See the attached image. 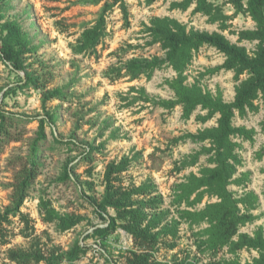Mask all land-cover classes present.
<instances>
[{
  "label": "rangeland",
  "instance_id": "rangeland-1",
  "mask_svg": "<svg viewBox=\"0 0 264 264\" xmlns=\"http://www.w3.org/2000/svg\"><path fill=\"white\" fill-rule=\"evenodd\" d=\"M173 1L177 0H157L152 5H146L144 0H127L130 6L129 26H126L121 10L114 7L108 13L107 32L97 52L77 54L72 45L82 31L99 17L103 1L99 4H80L77 0H2L7 4L6 19L20 22L29 36L32 50L26 57L27 71L33 73L37 80L35 85L23 86L16 93L0 96V110L9 116L5 124L7 133L0 136V211L10 204V184L14 180V173L26 160L37 138V117L45 113L42 107L43 89L60 87L66 96L47 103L48 110L55 114L56 123L46 127L47 139L40 146L43 166L22 208L35 220L37 233L42 235L43 240L47 239L44 231H48L55 244L68 248L75 239H81L90 227L104 224L105 220L80 194L84 191L101 197L105 188L107 164L135 153L138 156L124 173L125 183L140 184L148 178L154 179L164 195L165 207L171 208L176 216V207L171 205L175 183L192 171L199 172L201 167L209 163L207 154H203L196 166L178 171L180 161L200 150L204 144L191 139L175 143L173 139L187 132H197L216 125L218 116L201 123L196 120L200 112L198 110L187 120L182 118L181 106L165 110L152 101L148 102L144 94L131 90L132 87L145 88L151 97H172L174 92L166 84V79L176 74L171 67L164 66L156 70L149 79L142 76L134 80L129 77L112 80L106 77V72L113 65H119L120 61L125 62L133 57L164 55L159 44H149L151 38L146 30V25H150L151 19L156 16L175 17L186 23L188 28L223 32L232 42L245 46L250 52L256 49L257 42L238 41L236 32L254 29L256 23L248 15H234V7L228 0H212L221 5L225 13L233 15L229 20L230 27L226 30H221L218 23H210L202 13H193L195 5L183 11L172 8ZM224 60V54L216 48L202 46L187 69L188 83L199 80L214 93L220 88L225 100H234L239 82L235 80L233 71L223 69L214 74L202 75L208 68L221 65ZM20 74L25 76L24 71H20ZM17 81L19 76L0 57V89H9ZM257 103L260 105L257 112H249L244 117L237 114L234 119L235 125L255 128L257 131L253 141H242L239 151L244 160L239 171L251 172L245 190H255L261 200L254 211L260 215L259 219L241 228V231L249 233L260 225L264 227V157L258 159L256 156V152L264 145L261 127L264 104L262 100ZM53 133L65 140L74 139L78 145L57 143ZM88 145L94 147L92 156L82 159ZM76 157V176H73V180L63 181L61 174L65 164ZM87 182L93 183V190H90ZM230 189L237 195H241L244 190L237 185H230ZM41 195L51 199L59 211L87 215L91 223L83 222L69 231H57L54 224L44 223L41 219L38 210ZM110 213L114 215L115 211L111 209ZM10 228L13 233L10 243L0 244V264L7 260L8 248L29 245L28 239L20 234L23 224L17 217ZM194 229L183 222L177 247L169 249L165 244H160L155 251L157 259L173 262L189 257L199 261V264H214L234 257L227 248L217 254L200 252L196 244L198 228ZM85 243L90 249L84 257L73 263L62 264H125V257L134 248L132 236L123 229H118L108 237L106 247L110 262L103 256L105 249L101 248L99 239L91 237ZM237 256L244 263L252 261L258 252L243 249Z\"/></svg>",
  "mask_w": 264,
  "mask_h": 264
},
{
  "label": "trees",
  "instance_id": "trees-1",
  "mask_svg": "<svg viewBox=\"0 0 264 264\" xmlns=\"http://www.w3.org/2000/svg\"><path fill=\"white\" fill-rule=\"evenodd\" d=\"M99 17L94 24L87 26L77 41L72 45L74 53L95 54L107 32V16L114 7H118L123 15L126 26L130 25V6L127 0H77L80 4H99ZM146 5H152L157 0H144ZM234 7V15L245 14L256 23L254 29H242L238 41H256L257 47L250 52L245 46L232 42L223 32L205 31L188 28L186 23L171 16H156L146 25L151 40L149 44H159L164 55L152 57H133L119 65H113L106 72V77L114 80L124 77L138 79L146 76L152 78L155 71L164 66L171 67L175 76L166 79V84L174 92L170 98H155L149 96L145 88L132 87L146 96L148 102H154L165 110L182 107V118L189 120L196 111V120L206 123L218 116L217 124L204 127L197 132H187L173 139L177 143L191 139L203 143L200 150L184 157L177 167L183 171L196 166L203 154H207L208 165L201 167L199 172H190L173 187L171 205L176 207V216L171 208L165 207L164 195L154 179L148 178L140 184L124 181V173L138 156L124 155L120 160L107 164L104 173V192L101 197L80 194L94 208L99 217L108 222L105 227L97 228L87 234L83 242L80 238L68 247L55 244L48 231H44L47 239L43 240L37 233L35 220L22 210L29 192L40 175L43 162L41 159V142L47 139L46 127L56 123L55 114L50 112L47 103L52 99H64L66 92L60 87L44 88L42 107L45 110L39 115L37 138L32 143V150L26 160L14 173L11 202L0 211V244L7 245L13 236L11 224L18 218L23 224L20 234L27 238V247H10L6 253V261L2 264H62L73 263L84 257L90 247L86 239L95 237L104 248L103 256L111 261L107 250L108 237L118 229H123L133 238L134 248L125 257V264H199V261L185 257L184 259L160 261L155 251L160 244L169 249L177 247L182 223L198 230L197 248L202 253L217 254L224 248L234 257L226 258L214 264H264V227L258 226L252 233L241 231V228L255 222L260 215L254 213L261 200L255 190H245L251 178L250 171H239L243 165L240 154L242 141H253L255 128L235 125L234 119L249 112H257L262 100L264 104V0H228ZM172 8L188 10L195 5L193 13H202L210 23H218L221 30L230 27L229 20L233 15L225 13L223 7L212 0H177L171 3ZM7 4L0 0V57L13 73L19 76V81L6 90L5 96L16 93L17 89L30 84H36V77L27 71V54L31 52V41L17 20L6 19ZM204 45L216 48L223 53L225 60L221 65L208 68L202 75L214 74L221 70H231L238 81L234 100L227 101L223 91L218 88L214 93L205 88L199 80L188 83L187 69L195 53ZM20 71L25 72V77ZM245 76V77H244ZM3 89H0V93ZM9 116L0 110V136L7 133L5 124ZM264 131V118L261 121ZM57 143L78 145L74 139L65 140L53 133ZM94 147L88 145L82 159L91 158ZM258 159L264 157V145L256 152ZM76 158L68 161L61 174L63 181L73 180L76 176ZM264 172V168H263ZM76 179H78L76 177ZM90 190L93 183L87 182ZM230 185L242 188L241 195L230 189ZM264 195V188H263ZM207 200L205 201V199ZM205 201V202H204ZM203 203L204 206L200 207ZM115 214H111L110 210ZM39 214L44 223L54 224L59 232L69 231L83 222L91 223L90 217L81 213L61 212L52 200L40 196ZM108 216V217H107ZM96 225V224H95ZM94 226V225H93ZM196 226V227H195ZM194 229V230H195ZM255 250L258 256L252 261L242 262L238 258L241 250Z\"/></svg>",
  "mask_w": 264,
  "mask_h": 264
},
{
  "label": "water",
  "instance_id": "water-1",
  "mask_svg": "<svg viewBox=\"0 0 264 264\" xmlns=\"http://www.w3.org/2000/svg\"><path fill=\"white\" fill-rule=\"evenodd\" d=\"M24 77H25V76H24ZM12 85H13V84H11L10 86H12ZM7 89H8V87L3 89V91L0 93V96H1V97H3V95H4V93L6 92ZM107 217H108V216H107ZM109 221H110V218L108 217V222H109ZM108 222H106V223H104V224H96V225L90 227V228L85 232V234L82 236V238H81V242H83V239H84V237H85L87 234L93 233V231H94L95 229H97V228L107 226V225H108ZM103 251H104V250H103Z\"/></svg>",
  "mask_w": 264,
  "mask_h": 264
}]
</instances>
